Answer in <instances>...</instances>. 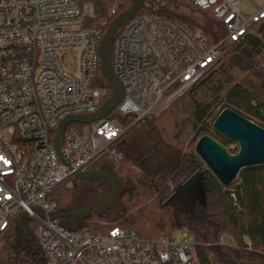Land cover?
I'll return each mask as SVG.
<instances>
[{"label": "built area", "instance_id": "obj_1", "mask_svg": "<svg viewBox=\"0 0 264 264\" xmlns=\"http://www.w3.org/2000/svg\"><path fill=\"white\" fill-rule=\"evenodd\" d=\"M91 1L0 0V235L24 214L46 264H199L187 226L149 239L116 223L93 229L71 217L69 224L54 217L51 194L102 157L119 161L115 144L125 130L187 92L220 59L223 45L255 34L264 4L250 13L241 0H190L220 22L224 34L213 45L202 30L141 8L118 29L111 52L124 86L111 114H126L131 123L116 115L71 122L58 151L61 120L95 112L113 93L98 84L105 31L84 12Z\"/></svg>", "mask_w": 264, "mask_h": 264}, {"label": "trees", "instance_id": "obj_2", "mask_svg": "<svg viewBox=\"0 0 264 264\" xmlns=\"http://www.w3.org/2000/svg\"><path fill=\"white\" fill-rule=\"evenodd\" d=\"M183 1L194 6L190 0ZM131 3L132 0H96L94 16L89 21L106 31L112 19ZM196 10L201 13L198 8ZM151 11L181 20L193 29L190 23L160 4ZM206 15L220 23L209 11ZM206 34H209L206 36L209 45L220 38L215 33ZM114 39L115 36L110 44L111 52ZM222 51L216 63H219L218 67L212 65L183 94H187L186 98L178 99L170 109V105L166 108L165 113L153 117L159 147L146 149L138 155L135 147L123 145L120 137L115 147L122 158L115 161L107 155L96 161L92 168L110 163L123 184L121 196L126 198L123 201L125 212L113 219H121L116 224L132 228L141 237L149 239L172 235L185 225L196 236L195 253L199 264H264V165L242 169L234 183L225 187L208 167L202 170L205 163L195 148L186 149L190 136L194 145L204 134L228 145L229 140L213 128L214 120L224 108H231L264 127V23L257 34H250L234 45L225 44ZM98 84L107 86L110 92L113 90L102 73ZM187 101L189 108L183 109ZM219 103L221 107L215 112ZM185 110L189 112L186 117L183 115ZM123 125L127 124L123 122ZM198 171L203 173L200 186L203 200L198 201L195 211L187 215L185 221L175 204L167 200L180 183ZM71 179L77 180L71 177L61 182L51 194L57 213L79 206L77 185L75 182L68 185ZM132 207L138 209L128 214ZM70 218L65 216L61 220ZM82 218L93 229H104L108 225L97 223L107 218L95 210ZM200 218L212 226L213 235L200 230ZM24 224L34 240L29 222ZM226 236L233 239V245L220 243ZM41 254L23 235L17 222L0 235V264H46Z\"/></svg>", "mask_w": 264, "mask_h": 264}, {"label": "water", "instance_id": "obj_3", "mask_svg": "<svg viewBox=\"0 0 264 264\" xmlns=\"http://www.w3.org/2000/svg\"><path fill=\"white\" fill-rule=\"evenodd\" d=\"M157 4L156 0H132L131 5L118 13L109 23L101 39L99 53L101 72L105 76L107 83L113 87V93L95 112L67 115L61 120L55 138V146L58 151L60 137L66 126L71 122L88 123L99 118H113L115 115L120 121L124 122L127 120L128 115L126 114H111L124 96V86L113 70L110 44L118 29L141 8L152 9ZM201 13L205 14L204 11H201ZM143 121L150 126L149 132L156 129V125L150 121L149 116H144ZM213 128L229 141L239 145L237 152H231L227 146L209 134L202 135L196 141V154L204 161L223 186L229 187L232 185L242 169L264 165V127L262 125L231 108H224L214 120ZM153 142L155 147L156 141L154 140ZM202 176L203 173L201 171L193 173L175 188L167 202H172L174 198L182 195L186 199V204L189 205L190 200L185 197V191L198 189L201 186ZM75 177L79 180L89 181L103 179L107 184L108 191L105 195L92 199L84 207L65 213H56L54 215L55 218L69 216L79 220L80 217L90 214L98 206L115 203L118 188L122 186L110 163H104L98 168L79 171L75 173ZM18 226L33 247L39 249L25 227L24 214L21 216ZM41 258H44L43 254H41Z\"/></svg>", "mask_w": 264, "mask_h": 264}, {"label": "rangeland", "instance_id": "obj_4", "mask_svg": "<svg viewBox=\"0 0 264 264\" xmlns=\"http://www.w3.org/2000/svg\"><path fill=\"white\" fill-rule=\"evenodd\" d=\"M156 1H159V2H157L158 5L160 4L161 6L166 7L168 12L174 13L178 17L186 20L187 23H190L195 31L202 30L204 32L205 36H207V37L209 34H206V32L215 33L218 36L224 34L223 28L216 21L207 17L206 13L203 14V13L198 12L196 10L195 6L190 5L186 1L179 0L178 3H175L172 0L171 1L170 0H156ZM263 3H264V0H241L239 7L242 10L251 13V12H254L256 10V8ZM84 12L90 18L94 16L95 4L93 1L84 4ZM259 28H258V30H259ZM258 30L256 31L255 34L258 33ZM218 61H219V59L217 60V62ZM215 64L212 67H214V68L218 67L219 63L216 65ZM182 97L186 98L187 94L177 98L175 101H173V103L176 102L178 99H181ZM173 103L169 106L168 109L171 108ZM189 105H190V103L188 101L185 102L183 109H186V108L188 109ZM220 107H221V103H219L214 108V111L217 112L220 109ZM168 109H166L165 111H161L158 114H152L151 116H149L150 121L153 122L154 116L161 115L162 113H165ZM188 113L189 112H186V110H185L184 114L182 112V114L185 115V117L188 115ZM125 123L127 124L126 126H128L131 123V120L125 121ZM149 129H150V126L147 125L144 121H139L137 123H134L125 130V132L121 136L120 141L123 145L134 146L135 152L138 155H141L142 153H144L146 149L155 150L153 141L154 140L156 141L155 147H159L160 143H159V140H157V138H159V137L157 136V134L155 132L156 129L152 132H149ZM188 140H189L188 141L189 145L186 149H188V150H191L192 148L194 149L196 143L194 145H192V142H193L192 137L190 136V138ZM227 148H229L230 150H233V151H238L239 145L235 142L229 141ZM170 152L172 153V151H170ZM206 167H207V165L205 164V166L203 167L202 170H204ZM74 182L77 185V188L79 191V193H78V204H79L78 208L86 206L87 204H89V202L92 199L103 196L108 191L107 184L103 179H97V180H93V181L79 180V179L73 181V179H71V181L68 183V185H74ZM121 185L123 186L122 182H121ZM122 186L118 188V192H117L116 198H115V203H110L108 205H101V206H98L95 209H93L96 211V213H103V215L106 216V218H107L106 220L97 221L98 224L104 225V224H108V223H117L119 220H121V219H116V220H113V219H115V217H119L123 212H125L124 202L126 201L125 200L126 198H125V196H121ZM185 197L186 198L188 197V199L190 200L189 205L188 204H185V205L179 204V208H180V210L187 212L184 215H186V214L191 215L195 211V209L198 205V201L203 200L201 187H199L198 189H195V190L185 191ZM78 208H76V209H78ZM137 209L138 208H136V207H134V208L132 207V209L127 213L129 214L130 212H134V211L136 212ZM62 218H64V217H62ZM72 219L73 218H70L68 220L63 219V222H67V223L71 224L73 221ZM79 219L80 220L83 219L85 221V219L82 217ZM181 222L185 223V221H181ZM199 223H200L199 228L201 231L206 232V233L208 232V233H210V235H213L212 234L213 228L206 220L200 218ZM180 230H181V228L176 229L172 233V235H176ZM223 240L227 244H230V245L234 244V241L231 237L226 236V237H224Z\"/></svg>", "mask_w": 264, "mask_h": 264}, {"label": "flooded vegetation", "instance_id": "obj_5", "mask_svg": "<svg viewBox=\"0 0 264 264\" xmlns=\"http://www.w3.org/2000/svg\"><path fill=\"white\" fill-rule=\"evenodd\" d=\"M94 169V168H93ZM173 193V192H172ZM186 199H184V197L182 196V195H179V196H177L176 198H174L173 200H172V202L175 204V206H177V208H178V211H179V213H180V215H181V217H182V219H184L185 221H187V214L186 215H184L185 213H187L186 211H182V210H180V208H179V204H182V205H185L186 204V201H185Z\"/></svg>", "mask_w": 264, "mask_h": 264}, {"label": "crops", "instance_id": "obj_6", "mask_svg": "<svg viewBox=\"0 0 264 264\" xmlns=\"http://www.w3.org/2000/svg\"><path fill=\"white\" fill-rule=\"evenodd\" d=\"M263 4H264V3H263ZM263 4H261V5H263ZM261 5H260V6H261Z\"/></svg>", "mask_w": 264, "mask_h": 264}]
</instances>
